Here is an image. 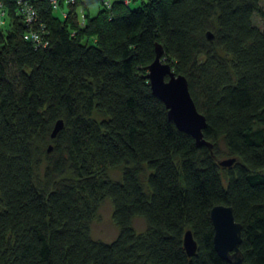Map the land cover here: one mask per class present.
<instances>
[{
    "label": "trees",
    "instance_id": "16d2710c",
    "mask_svg": "<svg viewBox=\"0 0 264 264\" xmlns=\"http://www.w3.org/2000/svg\"><path fill=\"white\" fill-rule=\"evenodd\" d=\"M131 1L31 0L25 21L2 0L0 264H231L212 246L217 203L240 222L241 264H264V10L258 0ZM94 2L80 26L76 6ZM32 30L39 40L24 36ZM155 42L186 78L209 145L179 129L152 92L144 73ZM218 139L234 157L224 181ZM103 196L117 227L108 241L87 224Z\"/></svg>",
    "mask_w": 264,
    "mask_h": 264
},
{
    "label": "water",
    "instance_id": "95a60500",
    "mask_svg": "<svg viewBox=\"0 0 264 264\" xmlns=\"http://www.w3.org/2000/svg\"><path fill=\"white\" fill-rule=\"evenodd\" d=\"M208 38L212 36L206 31ZM161 45L154 44V56L146 66L144 76L149 86L164 103L167 116L181 130L189 133L197 145L206 144L202 137V128L205 126L204 115L199 112L189 94L187 81L183 74L175 73L169 63L160 55ZM61 126V119H56L50 135ZM233 156L218 160L220 165H229ZM209 217L213 227L211 237L212 246L216 253L231 264H241V253L238 247L240 242V222L233 217L232 207L229 204L217 203L209 208ZM182 246L187 255H191L196 243L189 228L182 234Z\"/></svg>",
    "mask_w": 264,
    "mask_h": 264
},
{
    "label": "rangeland",
    "instance_id": "374dc122",
    "mask_svg": "<svg viewBox=\"0 0 264 264\" xmlns=\"http://www.w3.org/2000/svg\"><path fill=\"white\" fill-rule=\"evenodd\" d=\"M130 7H137L140 5L139 0H133L129 3ZM258 5L261 10H264V0H258ZM98 6L97 3H91L88 5L86 10H83L81 5H77L75 8L76 16L78 24L81 26L84 21V14L88 13V15H93L97 11ZM55 14H58L57 9L53 10ZM252 19L255 23L260 24L262 17L260 16L258 11H255L252 15ZM217 51L221 55H225L224 52L220 49H217ZM90 116L94 117L95 119H99V115L94 111V109L91 110ZM264 127V124L262 125ZM218 147L220 149L219 155L217 158H225L229 154H227L226 148L222 142L221 139H218ZM43 161L41 160L38 164L34 166V172L36 175L41 174ZM219 172L222 177V181L225 180L224 178V168L225 166L219 165ZM107 173L111 178H118L120 176V168L119 166H109L107 168ZM111 201L110 198L107 196L100 197L97 201V204L91 214L90 219L88 220V229L89 233L92 237L101 239L103 241L110 240L115 233L117 232V227L113 223L111 219ZM131 225L136 230H143L144 228V220L141 216L135 215L131 219Z\"/></svg>",
    "mask_w": 264,
    "mask_h": 264
},
{
    "label": "built area",
    "instance_id": "2783aa9c",
    "mask_svg": "<svg viewBox=\"0 0 264 264\" xmlns=\"http://www.w3.org/2000/svg\"><path fill=\"white\" fill-rule=\"evenodd\" d=\"M15 4L18 6L19 11L21 12L25 21H31L33 16H35V11L31 4V0H14ZM113 0H100L101 4L105 7H109ZM124 3H127L129 0H121ZM52 7H58L57 0H49ZM61 15L64 14L62 10H60ZM5 14V10L3 8L2 0H0V22L3 20V16ZM25 37H28L31 40H39L40 37L35 31H28L24 33Z\"/></svg>",
    "mask_w": 264,
    "mask_h": 264
}]
</instances>
